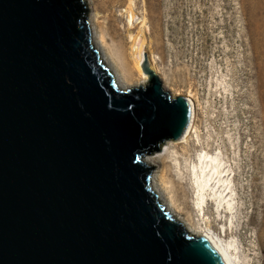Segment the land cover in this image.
Masks as SVG:
<instances>
[{
    "label": "water",
    "instance_id": "1",
    "mask_svg": "<svg viewBox=\"0 0 264 264\" xmlns=\"http://www.w3.org/2000/svg\"><path fill=\"white\" fill-rule=\"evenodd\" d=\"M85 0H0V264H224L152 189L190 104L122 90ZM83 10V12H82Z\"/></svg>",
    "mask_w": 264,
    "mask_h": 264
},
{
    "label": "rangeland",
    "instance_id": "2",
    "mask_svg": "<svg viewBox=\"0 0 264 264\" xmlns=\"http://www.w3.org/2000/svg\"><path fill=\"white\" fill-rule=\"evenodd\" d=\"M125 4V0H86L88 23L89 18L94 17V8L98 7L101 17L109 15L108 21L104 19L107 27L115 24L123 30L126 28ZM135 5L138 17L146 14L150 30L147 41H151L149 60L153 62H145V67L157 73L166 91L185 95L190 90L196 95L199 104L196 125L202 139L208 134L218 135L226 149L229 147L225 133L232 135L234 143L238 140L242 214L241 226L234 233L241 240L249 264H264V232L261 231L264 221L262 5L258 7L257 0H135ZM111 16L115 23L110 21ZM108 49L126 78L136 79V73L126 60L124 45L115 39L108 41ZM171 147L170 151L181 153L180 145ZM195 148L190 142L188 156ZM160 151L152 155L162 153L166 178L178 194L175 198L178 216L192 227L203 228L193 209L194 197L187 180L180 182L173 174L175 157L171 152ZM159 158L156 167L161 165ZM177 160L181 168L185 167L179 158ZM250 185L251 188H247ZM206 214L213 218L212 206L209 205ZM213 226L220 232L216 224ZM257 234L262 236L260 247Z\"/></svg>",
    "mask_w": 264,
    "mask_h": 264
},
{
    "label": "bare ground",
    "instance_id": "3",
    "mask_svg": "<svg viewBox=\"0 0 264 264\" xmlns=\"http://www.w3.org/2000/svg\"><path fill=\"white\" fill-rule=\"evenodd\" d=\"M83 2L86 4V0ZM125 2L124 16L126 28L123 30L115 24L107 27L104 19L108 21L109 15L107 18L101 17L98 7L94 8V17L89 18L92 43L99 50V58L113 74L117 87L122 90L146 86L149 77L144 72L145 62H153V60H149L152 48L151 41H147V33L150 30L146 14L142 13L141 17L135 14V0H125ZM257 4L258 7L262 5L260 10L264 12V0H257ZM110 21L115 23V18L111 16ZM108 31H110V35ZM115 39L124 45L126 60L129 62L131 69L136 73V79L126 78L121 71L119 62L110 53L108 41L113 42ZM154 73L157 75L156 72ZM160 80L162 82L161 78ZM163 87L162 84V89L166 91ZM169 93L172 98H185L190 104L191 112L189 129L184 132L183 137L179 140L164 143L163 153L164 151L171 152L175 157V173L173 174H175L176 179L180 182L184 179L185 181L187 180V185L192 190L194 197L193 209L198 213L200 222L203 223L204 227H192L178 216L177 199H175L178 194H176L175 190L173 191L172 182L166 178L164 159L161 157L162 153L149 155L145 158V162L147 164H154L153 168H155L152 175V189L157 195L159 203L165 206L166 211H169L176 218L177 222L182 223L185 229L189 230L191 236L205 237L220 255L224 264H249L248 257L244 254L241 240L234 233L241 226L240 215L242 214L240 190L243 188V185L240 182L242 168L239 163L238 140L234 143L235 139L232 135L229 132L225 133V139L229 147V149H226L218 135L212 136V134L209 135L207 133L208 135H205V140L202 139L196 125L197 111L199 109L196 95L190 90L185 95L173 90H169ZM207 129L205 125V130L208 132ZM190 142L196 148L188 156ZM176 145L181 146L180 154H177L173 150L170 151L171 146ZM158 158L161 163L160 167H156ZM177 158L181 160L185 167H180V161ZM182 171H184L185 175ZM246 185H248V181ZM247 188H251V185ZM209 205L212 206V219L206 214ZM262 208L264 209V203ZM214 224L218 226L220 232L214 229ZM262 226L261 231L263 233L264 221L262 222ZM227 232L230 233L228 237ZM261 241L262 236L257 234L258 247L261 246Z\"/></svg>",
    "mask_w": 264,
    "mask_h": 264
},
{
    "label": "trees",
    "instance_id": "4",
    "mask_svg": "<svg viewBox=\"0 0 264 264\" xmlns=\"http://www.w3.org/2000/svg\"><path fill=\"white\" fill-rule=\"evenodd\" d=\"M82 12H83V10H82Z\"/></svg>",
    "mask_w": 264,
    "mask_h": 264
}]
</instances>
